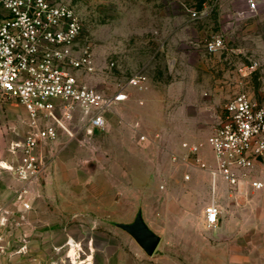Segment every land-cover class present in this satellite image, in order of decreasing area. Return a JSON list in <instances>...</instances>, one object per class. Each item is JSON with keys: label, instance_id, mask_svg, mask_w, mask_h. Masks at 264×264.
I'll return each mask as SVG.
<instances>
[{"label": "rangeland", "instance_id": "rangeland-1", "mask_svg": "<svg viewBox=\"0 0 264 264\" xmlns=\"http://www.w3.org/2000/svg\"><path fill=\"white\" fill-rule=\"evenodd\" d=\"M54 1L77 12L75 49L93 55V72L71 70L81 85L110 96L137 75L146 80L102 110L105 130L90 126L98 108L76 107L66 129L41 147V172L31 182L15 170L31 120L17 101L0 99V178L9 192L0 207V264L177 262L182 254L167 251L164 236L210 203L184 195L187 175L207 174L187 159L190 148L202 146L211 165L206 142L226 104L239 93L264 102V0L255 13L247 0ZM217 37L225 47L208 52ZM256 174L264 182V165ZM139 210L164 239L152 257L114 225L133 222Z\"/></svg>", "mask_w": 264, "mask_h": 264}, {"label": "built area", "instance_id": "built-area-1", "mask_svg": "<svg viewBox=\"0 0 264 264\" xmlns=\"http://www.w3.org/2000/svg\"><path fill=\"white\" fill-rule=\"evenodd\" d=\"M246 2L247 12L255 13L257 0ZM81 33V19L67 4L54 0H0V99L17 101L32 125L15 169L25 181L37 179L41 172V147L57 139L60 128L66 129L76 107L98 108L90 126L105 130L102 110L127 101L129 88L141 87L146 80L144 75H137L110 96L81 85L71 70H95L89 49L80 53L75 49ZM224 47L225 40L220 37L206 45L211 53ZM254 69L251 66L249 71ZM207 144L213 153V166L200 160L202 146L191 147L186 157L208 171L214 182L222 180L233 190L242 186L264 188L256 174L257 168L264 165V102L247 93L234 96ZM25 208L29 205L25 204ZM205 212L208 225L216 226L220 208L212 203Z\"/></svg>", "mask_w": 264, "mask_h": 264}, {"label": "crops", "instance_id": "crops-1", "mask_svg": "<svg viewBox=\"0 0 264 264\" xmlns=\"http://www.w3.org/2000/svg\"><path fill=\"white\" fill-rule=\"evenodd\" d=\"M199 157L202 162H207L200 154ZM213 163L208 166H213ZM206 173H202L203 181H199L201 176L198 172L187 175L189 179L183 185L186 190L184 195L190 203L200 198L210 202L209 205L216 204L220 208L218 224L211 227L207 223L205 210L209 205L201 210L196 221L191 218L178 221L173 226V233L164 238H167V251L182 255L177 257V262L160 260V264H208L207 259L210 264H257L255 254L260 250L258 247L264 246V188L254 190L242 186L239 190H233L222 180L214 182L211 174ZM6 194L9 195V192L0 178V207L5 203L2 195ZM152 230L161 237L158 248L162 247L164 239ZM244 250H247L248 256L242 260L240 253ZM185 252L197 255L196 259L186 258ZM225 257L231 263L222 262ZM201 258L206 259L205 263L200 262Z\"/></svg>", "mask_w": 264, "mask_h": 264}, {"label": "water", "instance_id": "water-1", "mask_svg": "<svg viewBox=\"0 0 264 264\" xmlns=\"http://www.w3.org/2000/svg\"><path fill=\"white\" fill-rule=\"evenodd\" d=\"M114 225L130 235L147 256L152 257L154 255L161 237L147 225L142 210L137 212L133 222L114 223Z\"/></svg>", "mask_w": 264, "mask_h": 264}]
</instances>
